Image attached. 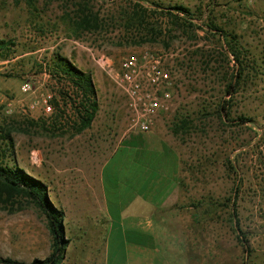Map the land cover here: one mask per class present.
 I'll list each match as a JSON object with an SVG mask.
<instances>
[{"label":"rangeland","instance_id":"1","mask_svg":"<svg viewBox=\"0 0 264 264\" xmlns=\"http://www.w3.org/2000/svg\"><path fill=\"white\" fill-rule=\"evenodd\" d=\"M137 4L151 10L149 25L136 19ZM155 4L188 8L195 26L178 30L152 13ZM84 17L98 18L99 29H78ZM0 39L15 44L0 62V122L12 131L15 166L42 181L64 212L72 258L98 243L101 171L127 137L124 97L94 59L118 70L149 51L170 55L176 73L171 110L158 123L176 157L177 217L195 219L181 231L193 264L199 247L206 264H264V0H0ZM55 54L93 76L99 112L79 134L50 75ZM46 90L56 95L52 117L29 109ZM50 249L36 211H0V257L32 264Z\"/></svg>","mask_w":264,"mask_h":264},{"label":"crops","instance_id":"2","mask_svg":"<svg viewBox=\"0 0 264 264\" xmlns=\"http://www.w3.org/2000/svg\"><path fill=\"white\" fill-rule=\"evenodd\" d=\"M162 129L157 123L148 134L126 137L106 161L98 243L73 258L67 250L63 264H193L192 245L181 231L189 232L195 219L177 217L176 157ZM194 253L197 264H206L201 247Z\"/></svg>","mask_w":264,"mask_h":264},{"label":"trees","instance_id":"3","mask_svg":"<svg viewBox=\"0 0 264 264\" xmlns=\"http://www.w3.org/2000/svg\"><path fill=\"white\" fill-rule=\"evenodd\" d=\"M152 9L153 14L159 12L171 18L178 30L184 31L195 26L193 14L183 6L164 8L162 5L155 4ZM134 11L140 25H149V11L151 12L149 8L146 9L141 4H137ZM79 20L76 25L78 29L98 30L100 27L98 18L91 20L90 17H84ZM14 46L12 41L0 39V62L8 61L14 55ZM235 58L237 62H240L238 56ZM50 69V75L58 79L61 84L60 95L65 106L70 107L75 133L84 132L91 127L99 112L97 90L92 76L58 54L53 56ZM233 88V86L229 87L227 93L229 96L232 95ZM222 110H225L224 106ZM28 209H33L43 218L51 238L50 255L44 260H35L32 264H63L70 245V240L66 238L64 212L52 203L48 187L42 181L15 166V144L12 131L0 122V211L13 215ZM0 264L27 263L0 257Z\"/></svg>","mask_w":264,"mask_h":264},{"label":"built area","instance_id":"4","mask_svg":"<svg viewBox=\"0 0 264 264\" xmlns=\"http://www.w3.org/2000/svg\"><path fill=\"white\" fill-rule=\"evenodd\" d=\"M170 55L142 51L124 59L118 70L105 58L94 62L108 75L124 97L127 119L125 136L150 133L162 117L167 115L174 101L173 88L176 73L168 64ZM24 94H31V85L22 87ZM56 95L49 90L41 93L29 105L30 110L42 109L47 116H54ZM72 121L74 119L71 116ZM71 122L60 121L59 127L70 126Z\"/></svg>","mask_w":264,"mask_h":264}]
</instances>
